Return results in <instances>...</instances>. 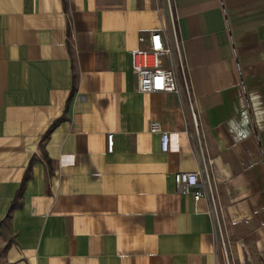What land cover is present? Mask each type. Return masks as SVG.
Segmentation results:
<instances>
[{
    "label": "crops",
    "instance_id": "obj_1",
    "mask_svg": "<svg viewBox=\"0 0 264 264\" xmlns=\"http://www.w3.org/2000/svg\"><path fill=\"white\" fill-rule=\"evenodd\" d=\"M170 9L189 94L139 92ZM0 264H264V0H0Z\"/></svg>",
    "mask_w": 264,
    "mask_h": 264
},
{
    "label": "built area",
    "instance_id": "obj_2",
    "mask_svg": "<svg viewBox=\"0 0 264 264\" xmlns=\"http://www.w3.org/2000/svg\"><path fill=\"white\" fill-rule=\"evenodd\" d=\"M170 20L172 23L171 35L161 30L151 31L148 35L139 37V41L145 43V46L132 51L131 65L137 78V90L139 92H178L180 90L179 79L181 78L184 89L189 94L181 42L176 31L171 9ZM189 102L191 116L197 128L196 113L190 99ZM149 131L160 135L161 150L163 152L168 151L169 133L163 129L162 124L157 120H152L149 125ZM107 148L109 152L114 149L113 133L107 135ZM199 175L197 171L176 173L174 180L177 188L186 193L194 194V198L198 200L206 195L199 188ZM206 181L209 188L207 195L210 197L212 205L211 212L217 217V208L208 174H206Z\"/></svg>",
    "mask_w": 264,
    "mask_h": 264
},
{
    "label": "trees",
    "instance_id": "obj_3",
    "mask_svg": "<svg viewBox=\"0 0 264 264\" xmlns=\"http://www.w3.org/2000/svg\"><path fill=\"white\" fill-rule=\"evenodd\" d=\"M48 162H49V160H48ZM29 176H30L29 174H26V176H25V178H24V180L22 182V186L20 188V191H18V193H17V195H16V197L14 199V202L12 203V209L17 207V206H19V203L17 202V198L21 195L23 185L25 184V181L29 178ZM8 217H9V215H8Z\"/></svg>",
    "mask_w": 264,
    "mask_h": 264
}]
</instances>
